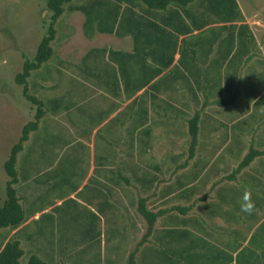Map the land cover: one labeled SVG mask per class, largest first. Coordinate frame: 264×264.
<instances>
[{"label": "crops", "instance_id": "crops-1", "mask_svg": "<svg viewBox=\"0 0 264 264\" xmlns=\"http://www.w3.org/2000/svg\"><path fill=\"white\" fill-rule=\"evenodd\" d=\"M121 6L119 26L94 24L117 39L89 48L78 12L73 57L59 59L73 65L59 69L70 81L44 94L46 114L18 155L26 220L0 240H18L24 255L49 264H130L132 253L134 264H264V121L252 119L254 99L243 88L252 50L242 54L243 40L264 47V8L254 0L230 9L219 0ZM245 192L252 214L241 211ZM142 200L158 214L147 240ZM62 219L77 229L63 236Z\"/></svg>", "mask_w": 264, "mask_h": 264}, {"label": "rangeland", "instance_id": "rangeland-1", "mask_svg": "<svg viewBox=\"0 0 264 264\" xmlns=\"http://www.w3.org/2000/svg\"><path fill=\"white\" fill-rule=\"evenodd\" d=\"M78 2L77 0H75ZM73 1V4L75 3ZM220 4L227 8L232 7L233 0H219ZM249 1V0H248ZM257 6L264 8V0H254ZM48 0H0V196L6 198V179L5 163L8 160L12 147L18 143L22 129L25 124L35 118L38 105L30 101L24 94V86L16 82V75L22 71L24 64V55L34 58L42 38L47 34L52 12L48 7ZM68 6V5H67ZM232 13V12H231ZM264 17V15H261ZM260 14L257 15L258 26L261 29L260 35L264 39V23L260 20ZM84 19L81 14L66 8V12L62 15L56 24L57 36L52 46L55 53L50 61L45 63L40 69L32 72L29 78V92L44 100V94L47 90L62 86V82L68 83L70 79L59 70L60 67L70 69L72 72L73 65L61 62L60 55L66 59L67 56L73 57L74 37L77 30L81 33V25ZM95 23L88 26V33L95 30ZM78 27V28H77ZM79 33V34H80ZM246 38L249 39L250 31L244 30ZM78 34L76 35V37ZM109 39H117L114 35L95 32L93 38H88L85 45L86 48L92 47L96 43H102ZM261 41L262 38L260 37ZM68 40V41H67ZM70 43V46H69ZM248 50L250 60L245 69L246 73L243 77V88L254 99L255 114L252 116L254 121H264V47L255 42L247 43L243 40L242 54ZM249 66L252 71L257 73L256 78L248 77ZM264 127V122L262 123ZM261 131V130H260ZM260 131L254 133V140L257 142ZM40 135L43 131L39 132ZM44 135V134H43ZM46 145L53 146L56 149V143L50 138L45 140ZM10 178V177H9ZM49 221V220H48ZM65 226L59 229L63 231V236L70 233L68 230H76L78 222H66L62 219ZM45 229L50 231L52 224L47 223ZM68 229V230H67ZM64 238V237H63ZM68 245V249L74 247ZM50 252V251H49ZM31 255L27 253L21 258L20 264H27ZM70 261L72 255L67 258ZM113 255L111 254V259ZM53 262V258L49 257ZM124 257L115 264H121ZM89 264H96L94 262ZM104 264H106L104 262ZM110 264H113L112 262Z\"/></svg>", "mask_w": 264, "mask_h": 264}, {"label": "trees", "instance_id": "trees-1", "mask_svg": "<svg viewBox=\"0 0 264 264\" xmlns=\"http://www.w3.org/2000/svg\"><path fill=\"white\" fill-rule=\"evenodd\" d=\"M48 0V7L52 12L51 22L47 31V34L42 38L37 53L34 58H30L28 55H24L23 69L16 75V82L24 86L25 96L32 102L38 105L35 118L24 125L22 129L21 137L12 149L8 160L5 163V170L10 177L7 182V198L2 202L0 196V232L6 228H17L21 226L26 220L25 210L20 203L17 189L15 184L18 182L17 162L18 155L23 150L25 142L29 139L30 134L36 131L40 127V121L45 116L46 110L44 108V102L36 95L29 92V78L32 76V72L40 69L45 63L51 60L55 53V49L52 46L53 41L57 36L56 24L66 12V8L72 9L75 12H82L86 17V34L88 37H93L95 30L88 33V26L91 23L100 24L103 26L107 21H111L113 27L119 26L122 23L123 13L121 2L123 0ZM142 4H145L149 9L163 10L168 8L172 4L180 6H187L195 0H139ZM68 5V6H67ZM120 32V27L117 28ZM111 32H114L112 30ZM220 103H227L221 101ZM198 116L190 121V132L192 135V147L197 144L198 136ZM259 151L252 150L241 163L240 168H244L249 165L256 157ZM140 211L145 215L148 220L149 228L147 236L144 240L148 239V236L152 232L158 214L150 212L142 200L140 203ZM24 255V250L21 243L18 240H11L4 244L0 240V264H20L21 258ZM135 253L131 255L130 264H134ZM27 264H49L38 255H32Z\"/></svg>", "mask_w": 264, "mask_h": 264}, {"label": "clouds", "instance_id": "clouds-1", "mask_svg": "<svg viewBox=\"0 0 264 264\" xmlns=\"http://www.w3.org/2000/svg\"><path fill=\"white\" fill-rule=\"evenodd\" d=\"M254 210V204L250 199V195L248 192H245V195L243 197V203L241 204V211L252 214Z\"/></svg>", "mask_w": 264, "mask_h": 264}]
</instances>
